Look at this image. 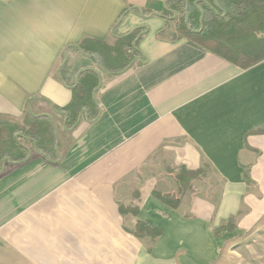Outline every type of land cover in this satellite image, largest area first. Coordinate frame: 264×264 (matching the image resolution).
<instances>
[{"label":"crops","instance_id":"1","mask_svg":"<svg viewBox=\"0 0 264 264\" xmlns=\"http://www.w3.org/2000/svg\"><path fill=\"white\" fill-rule=\"evenodd\" d=\"M168 1L0 0V119L38 128L47 146L17 133L27 158L2 161L0 264H219L233 236L263 222L264 134L250 132L264 125V60L245 69L170 40ZM137 27L142 61L122 71L102 64L120 62L114 48L91 44L102 62L81 52ZM83 68L99 80L95 107L71 120ZM205 164L178 209L154 195L179 191L170 168ZM121 205L163 231L151 252Z\"/></svg>","mask_w":264,"mask_h":264},{"label":"trees","instance_id":"2","mask_svg":"<svg viewBox=\"0 0 264 264\" xmlns=\"http://www.w3.org/2000/svg\"><path fill=\"white\" fill-rule=\"evenodd\" d=\"M189 2V23H187L186 5ZM197 2L199 4L197 5ZM169 0L167 8L162 13L167 19V24H172L173 34L170 40L186 38L197 44L207 53L214 54L223 60L239 66L249 68L264 60V0ZM205 10L203 24L201 23L202 10ZM128 9L122 13V16ZM175 14H177L176 17ZM147 28L137 27L133 31L120 37L114 47H110L101 40L85 39L79 43L81 49L86 53L93 54L100 58L98 50L93 49L91 44L96 43L105 46L108 50L113 48L117 51L121 60L116 65L105 66L111 72H118L128 67L136 57H142L139 43L146 34ZM160 34V33H159ZM162 34V31H161ZM137 40V41H136ZM134 41L136 44L134 45ZM99 80L89 71H84L79 83L73 87L72 102L63 110L69 111L71 120H76L83 108H93V89L98 86ZM38 128L32 126L26 129L20 124L0 119V170L5 157H11L19 161L27 158V150L16 138L17 133L31 136L38 142L39 149H47L41 140L38 141ZM250 133L264 134V125L252 130ZM43 142V143H42ZM43 148V149H42ZM209 166L203 165L196 170H190L185 166L170 168L169 172L174 175L179 185L178 192L161 193L157 190L154 195L166 205L178 209L183 203L184 197L194 192L193 181L203 180L208 176ZM247 183L251 182L249 173L246 172ZM139 197V191L135 192ZM131 212L138 218L139 207L127 209L121 205V212ZM241 213L233 215L224 220L220 226L213 229L217 238L225 233L234 232L239 224ZM125 228L139 237L145 243L149 252L162 236L163 231L153 224L141 219H136L134 227Z\"/></svg>","mask_w":264,"mask_h":264},{"label":"rangeland","instance_id":"3","mask_svg":"<svg viewBox=\"0 0 264 264\" xmlns=\"http://www.w3.org/2000/svg\"><path fill=\"white\" fill-rule=\"evenodd\" d=\"M219 264H264V220L255 230L233 236Z\"/></svg>","mask_w":264,"mask_h":264},{"label":"water","instance_id":"4","mask_svg":"<svg viewBox=\"0 0 264 264\" xmlns=\"http://www.w3.org/2000/svg\"><path fill=\"white\" fill-rule=\"evenodd\" d=\"M215 3H216L217 6H219L218 0H215ZM198 4H199V2H197V5H198ZM164 7L167 8V5L165 4ZM138 9H140V8H138ZM140 10H141V9H140ZM201 10H202L201 23L203 24L204 15H205V10H204L203 8H202ZM141 11L143 12V10H141ZM186 14H187V23H189V2H187V5H186ZM136 41H137V40H136ZM136 41H134V45L136 44ZM81 52H82L83 54H85V55L91 57V58H95L94 55L87 54V53H85L83 50H81ZM67 60H68V55H66V61H67ZM137 61H142V58H141V57H137V58H135V59L132 61V64L135 63V62H137ZM87 69H92V70H93V67H89V68H87ZM85 70H86V68H83V69H81V70L79 71V74H78V76H77V79H76V83H75V85H77V84L79 83V77H80V75L82 74V72L85 71ZM98 74H99V77L101 78V73L98 72ZM100 85H101V84H100ZM98 88H99V85L95 88V91H94L95 94H96V91H97ZM95 97H96V95H95ZM59 112H61L62 114L68 116V114H67L66 111H59ZM17 138H19V136H17Z\"/></svg>","mask_w":264,"mask_h":264}]
</instances>
